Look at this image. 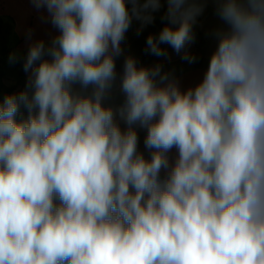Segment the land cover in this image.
<instances>
[{
  "label": "clouds",
  "instance_id": "1",
  "mask_svg": "<svg viewBox=\"0 0 264 264\" xmlns=\"http://www.w3.org/2000/svg\"><path fill=\"white\" fill-rule=\"evenodd\" d=\"M30 2L56 35L30 44L25 88L0 93V264H264V0ZM209 2L221 23L199 82L128 55L107 102L134 19L166 3L146 52L192 64Z\"/></svg>",
  "mask_w": 264,
  "mask_h": 264
},
{
  "label": "crops",
  "instance_id": "2",
  "mask_svg": "<svg viewBox=\"0 0 264 264\" xmlns=\"http://www.w3.org/2000/svg\"><path fill=\"white\" fill-rule=\"evenodd\" d=\"M214 7H216V5L209 2L204 5V12H206L208 8ZM46 17V11H37L31 4L30 0H0V19L9 25L11 29L10 35L8 37L7 55L5 58L6 61H9V55L11 53H15L19 58H21L24 52L29 48L30 44L35 41L44 40L45 42H50L53 36L56 35V30L51 26L50 22L47 21ZM220 23L221 22L219 21L216 14L207 16L199 23L198 29L203 35L204 44L199 46V48L191 44L187 48V51L190 54L196 55L203 59L205 65L202 67L187 68L181 73L173 75L179 81L182 89H186L189 86H194L202 79L207 68L210 54L215 48L209 49L208 45L205 44V42H207L206 36L209 34V32L208 30H204L203 27L206 26L209 27V29H212L214 25V27L217 28ZM29 30H31L32 33L31 39H29L27 36ZM145 44L146 38L140 32H138V30L131 26L125 35V40L122 42L123 54L116 58V61L125 59L126 56L131 55L137 59L139 66H143L140 60L139 51ZM166 50L169 54L167 58L155 57L149 63L148 67L161 64L163 66L162 69H164L181 61L180 55H177L170 46L167 45ZM27 75L28 74L26 73V77ZM119 76L120 75L118 74L117 87L113 90L110 99L107 101L113 105H119L123 101V95L118 89ZM121 127H124L123 123H121ZM137 131L138 134L142 135L144 144L146 130L138 128ZM143 154L145 155V151H143ZM169 155L170 157L174 158L176 155V150L173 149Z\"/></svg>",
  "mask_w": 264,
  "mask_h": 264
},
{
  "label": "trees",
  "instance_id": "3",
  "mask_svg": "<svg viewBox=\"0 0 264 264\" xmlns=\"http://www.w3.org/2000/svg\"><path fill=\"white\" fill-rule=\"evenodd\" d=\"M129 7H131L129 5ZM167 9V4L162 3L161 8L159 11H157L158 14L161 15V17L164 16L165 12ZM215 9L214 8H208L206 12H204L202 15L197 17L196 23L193 25V32L195 34V42L197 46H202L204 44V39L202 33L198 29L199 23L205 19L207 16H210L212 14H215ZM154 16V13H153ZM167 23L166 20L162 19L159 22V31L161 28L164 26V24ZM136 30L141 29V22L137 20H133L132 25ZM10 26L4 23L0 19V93L2 94H9V93H17L25 88L26 85V73L23 71V62L24 59L26 58L27 51L28 49L24 52L21 58L17 60L15 63H10L9 61H6V55H7V44H8V37L10 35ZM146 39L149 34L148 25H145L142 30L139 31ZM159 33V32H158ZM157 34H152V35H158ZM146 44L142 46V48L139 51V56L140 60L143 64V66L149 65V63L156 57L151 55L150 53L146 52ZM163 48H167V45H162ZM193 55V54H191ZM196 56V55H194ZM197 60L195 63L189 64L181 59V61L175 65H172L173 67L178 68V72H176L174 75H177L181 73L184 69L187 68H196V67H202L205 65L204 60L201 59L200 57L196 56ZM123 63L124 59H120L116 61V71L119 75L122 74L123 71ZM9 72L10 74L14 75L15 77V82L11 85H6L5 83V78L4 75ZM145 156L146 158H150V153L149 150L145 149Z\"/></svg>",
  "mask_w": 264,
  "mask_h": 264
},
{
  "label": "rangeland",
  "instance_id": "4",
  "mask_svg": "<svg viewBox=\"0 0 264 264\" xmlns=\"http://www.w3.org/2000/svg\"><path fill=\"white\" fill-rule=\"evenodd\" d=\"M161 18L162 17H161L160 14H158L157 12L154 13V21H153V23L148 24V29H149V32L151 34H157L159 32V22H160ZM203 28H204V30H208V32H209V34L206 36L208 43L205 42V44L208 45L209 49L214 48L215 45H216V41H215V39L212 36V32L215 29L214 25H213L212 29H209V27H206V26H204ZM193 45H195V47L199 48V46L196 45V42H194ZM175 64H177V63H175ZM175 64H173V65H175ZM162 71L174 75L176 72H178V68L175 67V66L173 67L171 65V66H168L167 68L162 69ZM4 78H5V83L8 86L15 82L14 75L10 74L9 72H7L4 75ZM138 135H139V150L141 152H143L144 151L143 137H142L141 134H138Z\"/></svg>",
  "mask_w": 264,
  "mask_h": 264
}]
</instances>
